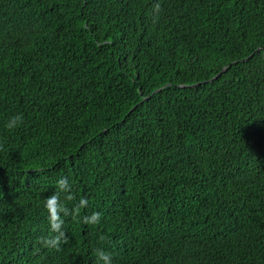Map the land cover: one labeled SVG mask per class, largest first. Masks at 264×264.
<instances>
[{
	"label": "trees",
	"instance_id": "16d2710c",
	"mask_svg": "<svg viewBox=\"0 0 264 264\" xmlns=\"http://www.w3.org/2000/svg\"><path fill=\"white\" fill-rule=\"evenodd\" d=\"M101 253L264 264V0H0V264Z\"/></svg>",
	"mask_w": 264,
	"mask_h": 264
},
{
	"label": "clouds",
	"instance_id": "9594fccd",
	"mask_svg": "<svg viewBox=\"0 0 264 264\" xmlns=\"http://www.w3.org/2000/svg\"><path fill=\"white\" fill-rule=\"evenodd\" d=\"M60 186L63 189L64 186L66 185L67 181L62 179L60 182ZM50 202L52 204L55 205V207L57 208V212H59V210H61V205L58 202V196L54 195L50 198ZM61 226V222L59 220V215L57 214L56 219L52 222V230L53 231H59ZM62 235V233H61ZM45 246H57L59 243V237H55V238H49V239H45L43 241ZM100 259L103 261V264H111V257L107 254L101 253L100 254Z\"/></svg>",
	"mask_w": 264,
	"mask_h": 264
}]
</instances>
